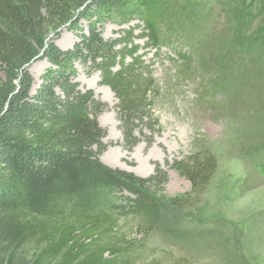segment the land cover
<instances>
[{
    "label": "trees",
    "instance_id": "16d2710c",
    "mask_svg": "<svg viewBox=\"0 0 264 264\" xmlns=\"http://www.w3.org/2000/svg\"><path fill=\"white\" fill-rule=\"evenodd\" d=\"M186 1L0 0V264H188L184 259L167 263L161 256L142 260L140 241L121 230V219L129 215L147 223V234L162 223L163 209L149 187L166 177L157 169L144 179L101 161L108 149L98 120L105 105L77 81V64L88 75H99V83L118 100L125 147L133 149L137 128L154 132L158 126L152 114L156 81L136 40L159 51L177 25L191 37L200 36L210 16L202 13L201 3L189 8L191 0ZM254 3L257 32L250 35L254 44L247 54L264 73V0ZM229 8L236 9L232 22L238 23L241 6ZM181 13L189 27L181 24ZM134 16L142 26H128ZM83 21L86 31L80 28ZM108 21L122 27L118 38L104 37L101 26ZM63 27L81 31L72 48L56 43ZM240 39L250 41L245 34ZM179 57L189 75L191 55ZM37 60L49 67L33 90L29 67ZM219 84L222 88L224 82ZM172 168L197 193L210 181L216 162L199 156ZM114 193L123 197L121 204L110 203ZM65 200L68 205L61 206ZM183 203L172 199L170 205Z\"/></svg>",
    "mask_w": 264,
    "mask_h": 264
},
{
    "label": "rangeland",
    "instance_id": "374dc122",
    "mask_svg": "<svg viewBox=\"0 0 264 264\" xmlns=\"http://www.w3.org/2000/svg\"><path fill=\"white\" fill-rule=\"evenodd\" d=\"M195 3H201L202 13L210 16L200 36L191 37L177 25L159 51L148 49L145 40H136L156 81L158 95L153 98L152 114L158 126L154 132L137 128L138 144L133 149L125 147L113 92L99 83L98 74L88 75L78 64L77 81L105 105L98 120L107 133L108 149L101 161L144 179L157 169L165 174L164 183L148 186L163 209L162 223L147 234V223L139 216L120 221L129 239L140 241L142 260L161 256L167 263L184 259L188 264H264V73L260 63L249 60L247 54L254 44L250 35L257 32L258 21L252 22L255 3L191 0L189 8ZM230 4L241 6L238 23L232 22L236 9H230ZM180 16L181 24L189 27L186 16ZM246 22H251L249 28ZM136 25L143 23L134 16L128 26ZM80 28L86 31L87 22ZM121 29L115 21L101 26L107 39L118 38ZM58 32L56 43L62 49L72 48L80 34L65 27ZM244 34L248 45L240 39ZM180 52L191 55L189 75L181 65ZM48 67L46 60L30 65L33 90ZM199 156H212L216 170L208 184L194 193L191 182L172 165ZM124 196L131 195L125 192ZM108 198L111 204L123 202L121 194ZM172 199H185V203L172 207ZM67 205L66 200L61 202ZM177 230L181 237L174 235Z\"/></svg>",
    "mask_w": 264,
    "mask_h": 264
},
{
    "label": "bare ground",
    "instance_id": "6f19581e",
    "mask_svg": "<svg viewBox=\"0 0 264 264\" xmlns=\"http://www.w3.org/2000/svg\"><path fill=\"white\" fill-rule=\"evenodd\" d=\"M105 160V159H104ZM106 161V160H105Z\"/></svg>",
    "mask_w": 264,
    "mask_h": 264
}]
</instances>
